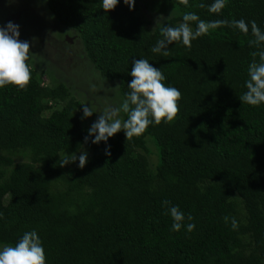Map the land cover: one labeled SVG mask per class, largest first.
<instances>
[{
  "label": "trees",
  "instance_id": "16d2710c",
  "mask_svg": "<svg viewBox=\"0 0 264 264\" xmlns=\"http://www.w3.org/2000/svg\"><path fill=\"white\" fill-rule=\"evenodd\" d=\"M139 1L130 10L120 0L107 13L101 0L47 5L53 20L76 35L95 82L119 85V105L130 92L133 60L147 59L163 72L165 86L181 91L177 118L127 141L123 131L107 143L93 144L92 136L85 167H61L88 136L75 98L53 109L52 102L68 99L66 85L45 86L30 67L27 91L0 88V245L14 246L35 230L46 264H264V104L239 99L251 53L259 50L249 45L251 22L264 31V0H227L219 14L197 6L213 0H189L190 7L154 0L153 10L175 12L155 29ZM186 12L208 22L244 19L249 33L222 26L190 50L173 43L168 56L153 53L160 29L178 26ZM149 139L157 148L155 169ZM165 200L185 215L179 232L171 230ZM188 223L195 224L191 233Z\"/></svg>",
  "mask_w": 264,
  "mask_h": 264
},
{
  "label": "clouds",
  "instance_id": "9594fccd",
  "mask_svg": "<svg viewBox=\"0 0 264 264\" xmlns=\"http://www.w3.org/2000/svg\"><path fill=\"white\" fill-rule=\"evenodd\" d=\"M102 9L105 13L114 10L120 0H101ZM130 10L135 7V0H123ZM178 3L190 7L189 0H178ZM227 5V0H213L211 5L200 3L199 8L207 7L210 13L219 14ZM164 17H158L156 25ZM192 22L196 23L195 30L191 27ZM222 26H231L239 29L243 34L249 33V24L244 20H233L230 24L227 20L204 21L194 12L183 14L182 22L178 26H163L161 31L162 39L151 48L153 53L168 56L169 45L182 43L189 50L192 41L199 37L210 34ZM251 33L254 39L249 41V45L259 49L251 53L253 60L248 68L249 79L245 82L246 91L239 96L242 104L259 107L264 104V31L255 21L251 22ZM19 25L9 21L6 26H0V88L7 85L16 86L18 90L27 91L31 80V71L26 61L29 59L30 43L27 40H20ZM36 38L34 37L33 40ZM259 58L258 61L256 58ZM132 79L128 84L130 92L119 106L108 105L103 108L98 119L88 130V136L84 138L88 142L89 136H94L93 144L101 141L107 143L110 137L123 131L126 141L133 137L141 136L146 129L155 123L159 126L162 122L171 124L177 118L179 112L178 102L182 99L181 91L176 87L165 86V76L163 72L153 67L147 59H134L132 62ZM106 89L112 91L118 89ZM93 110L87 105H83L82 119L92 116ZM126 114V119H121L120 114ZM110 148V146H109ZM106 155H111L106 149ZM79 159V167L83 169L87 163V153L82 152L79 157L75 154L72 159H64L60 162L61 167L75 162ZM170 201H162V205L167 208L165 214H170L173 223L171 230L179 232L185 227V215L178 206H171ZM2 218V213H0ZM194 218L189 214L188 221ZM225 223L229 222V217H224ZM233 230L238 228V223L234 217L231 218ZM195 229L194 223L186 225L187 232L191 233ZM0 264H46V253L38 233L33 231L25 232L19 241L14 245H4L0 247Z\"/></svg>",
  "mask_w": 264,
  "mask_h": 264
},
{
  "label": "rangeland",
  "instance_id": "374dc122",
  "mask_svg": "<svg viewBox=\"0 0 264 264\" xmlns=\"http://www.w3.org/2000/svg\"><path fill=\"white\" fill-rule=\"evenodd\" d=\"M139 3V13L148 22L151 29H155L163 23L164 20H161L156 25L158 17L162 16L167 19L175 15V12L172 10L164 13L153 10L154 0H140ZM0 7L2 8L0 18L5 17V23L8 19L14 18L13 14L19 15L16 24L18 23L19 32H21L20 38L22 41H29L31 46L29 59L26 63L29 67L36 70L42 84L53 87L62 82L68 88V99L59 103L52 102L53 109H61L70 98H75L79 103L76 112L88 132L104 107L108 105L119 106L117 89L106 91V89L116 88L115 83L95 82L94 76L96 75L88 74L93 70L92 64L86 56H82L84 52L77 39L68 44L61 42V40H56L40 30L34 29V24L39 23L40 17L44 16L40 9L48 8L47 0H0ZM59 34L61 35L62 33ZM34 37L36 38L35 40H33ZM48 43H51L52 46H48ZM83 105L92 108L94 112L92 116L82 119ZM51 111L52 109L47 110L44 114L49 115ZM120 118L124 119L122 113L120 114ZM91 137L89 136L88 142H84L79 152L75 153L77 157L82 152L87 153V159L91 157L92 149L89 145ZM147 146L150 150V165L155 169L158 162L157 148L152 139L147 141ZM21 159V157H16V161H20ZM72 165H79V159L77 158L75 162H72ZM2 246L0 245V247Z\"/></svg>",
  "mask_w": 264,
  "mask_h": 264
},
{
  "label": "flooded vegetation",
  "instance_id": "af4514ba",
  "mask_svg": "<svg viewBox=\"0 0 264 264\" xmlns=\"http://www.w3.org/2000/svg\"><path fill=\"white\" fill-rule=\"evenodd\" d=\"M42 11V14L44 15L43 17H40L41 20L39 23L34 24V29L40 30L43 33L48 34L49 36L55 38L56 40H61V42L65 43H72L74 42L77 38L75 34H70L67 29H65L59 22L56 20H53L51 13L48 8H43L40 9ZM2 14V8L0 7V17ZM14 18L8 19V21L5 23V17H3L0 21V26H6L9 21L13 22L16 24V20L18 18L17 14H13ZM17 16V17H16ZM18 25V23H17ZM21 33V32H20ZM59 33H62L61 35ZM20 38V37H19ZM30 38V37H28ZM20 40H22L20 38ZM48 46H52L51 43H48Z\"/></svg>",
  "mask_w": 264,
  "mask_h": 264
}]
</instances>
